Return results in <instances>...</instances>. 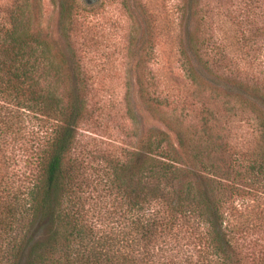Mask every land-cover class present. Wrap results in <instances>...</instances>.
I'll use <instances>...</instances> for the list:
<instances>
[{
    "label": "trees",
    "instance_id": "trees-1",
    "mask_svg": "<svg viewBox=\"0 0 264 264\" xmlns=\"http://www.w3.org/2000/svg\"><path fill=\"white\" fill-rule=\"evenodd\" d=\"M83 2L53 0L59 29ZM36 4L0 7V264H264V82H233L220 49L204 57L209 1L183 0L181 50L193 78L238 97L241 115L259 124L247 164L214 161L227 145L207 117L196 131L207 145H195L151 97L134 146L102 154L89 172L77 152L87 81L69 36L34 26ZM52 69L65 76L63 92L51 86ZM137 85L142 97L146 85Z\"/></svg>",
    "mask_w": 264,
    "mask_h": 264
},
{
    "label": "rangeland",
    "instance_id": "rangeland-1",
    "mask_svg": "<svg viewBox=\"0 0 264 264\" xmlns=\"http://www.w3.org/2000/svg\"><path fill=\"white\" fill-rule=\"evenodd\" d=\"M13 1L0 0L1 10ZM207 1L215 9L204 33L205 39L210 38L204 57L210 50L213 55L220 49L224 56L218 59L224 63L220 69L233 82L263 83L264 0ZM86 2L73 9L66 29H59L53 0H39L34 6V26L55 40L69 36V48L87 81L89 111L79 125L77 152H83L88 172L95 170L102 154L134 146L147 124L138 110L145 111L151 97L162 100L155 105L158 114L172 121L195 145H207L206 136L201 139L196 132L207 117L215 129L210 134L216 143L227 145L225 152L220 147L213 153L214 161L232 158L238 166H245V153L256 142L259 124L241 115L243 104L237 96L192 77L180 43L183 0ZM191 61L198 71L202 69L195 56ZM62 73L52 69L49 74L51 86L58 92L66 87ZM139 81L146 85L142 97ZM17 159V168L25 169V156ZM258 203L264 210V191Z\"/></svg>",
    "mask_w": 264,
    "mask_h": 264
}]
</instances>
